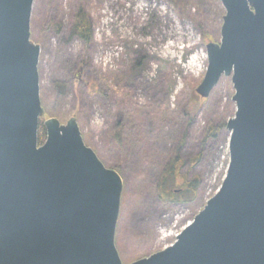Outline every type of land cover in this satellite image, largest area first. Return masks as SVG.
<instances>
[{
    "label": "water",
    "instance_id": "water-1",
    "mask_svg": "<svg viewBox=\"0 0 264 264\" xmlns=\"http://www.w3.org/2000/svg\"><path fill=\"white\" fill-rule=\"evenodd\" d=\"M220 44L196 93L231 78L230 163L217 194L175 244L131 264H264V0H219ZM35 0H0V264H123V179L83 139L76 117L44 122Z\"/></svg>",
    "mask_w": 264,
    "mask_h": 264
},
{
    "label": "rangeland",
    "instance_id": "rangeland-1",
    "mask_svg": "<svg viewBox=\"0 0 264 264\" xmlns=\"http://www.w3.org/2000/svg\"><path fill=\"white\" fill-rule=\"evenodd\" d=\"M79 9L92 26L88 43L74 34ZM224 16L216 0H35L31 38L41 48L42 118L66 124L76 117L85 144L120 172L116 247L123 264L173 246L226 177L230 133L218 129L236 113L231 78L223 77L208 99L196 93L208 68L207 45L221 42ZM194 93L200 105L187 127L188 157L198 155L195 143L207 130L218 132L193 172L201 177L197 197L166 200L160 172Z\"/></svg>",
    "mask_w": 264,
    "mask_h": 264
},
{
    "label": "trees",
    "instance_id": "trees-1",
    "mask_svg": "<svg viewBox=\"0 0 264 264\" xmlns=\"http://www.w3.org/2000/svg\"><path fill=\"white\" fill-rule=\"evenodd\" d=\"M219 4V1L216 0ZM74 34L81 39L83 42L88 43L93 39V31L91 23L82 9L74 15L73 22ZM193 100L183 108L182 112L179 114V119L181 121H186L185 127L183 129L182 135L178 138L177 144L171 151L170 156L166 160V164L162 168L158 180V190L160 195L166 200H174L185 202L187 200L196 198L200 185L201 177L194 174V170L198 168V165L202 162L204 158V147L207 146L210 137L217 135L218 130H225L227 123H221L218 130L214 127L207 130V134L203 137V140L197 141L195 145L197 150L200 152L197 156L188 157L186 147L190 140V135L187 132V127L193 123L195 116L198 113V105L200 97L194 93L192 96ZM170 116H168L169 118ZM44 119L41 118L39 130H38V142L39 145H43L47 139V131L44 126ZM217 131V132H216ZM119 139V135H117ZM115 169V168H114ZM119 172V171H118ZM120 173V172H119Z\"/></svg>",
    "mask_w": 264,
    "mask_h": 264
}]
</instances>
